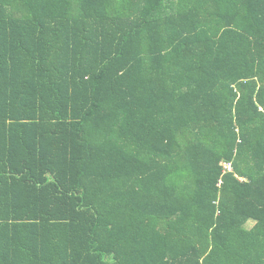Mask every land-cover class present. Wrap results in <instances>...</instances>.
<instances>
[{"label": "trees", "instance_id": "trees-1", "mask_svg": "<svg viewBox=\"0 0 264 264\" xmlns=\"http://www.w3.org/2000/svg\"><path fill=\"white\" fill-rule=\"evenodd\" d=\"M0 264H264V0H0Z\"/></svg>", "mask_w": 264, "mask_h": 264}, {"label": "built area", "instance_id": "built-area-1", "mask_svg": "<svg viewBox=\"0 0 264 264\" xmlns=\"http://www.w3.org/2000/svg\"><path fill=\"white\" fill-rule=\"evenodd\" d=\"M224 167L228 170V171H232V167L230 164H224Z\"/></svg>", "mask_w": 264, "mask_h": 264}]
</instances>
